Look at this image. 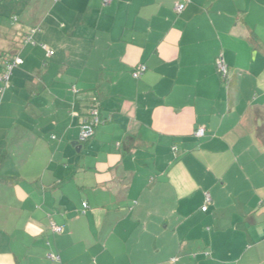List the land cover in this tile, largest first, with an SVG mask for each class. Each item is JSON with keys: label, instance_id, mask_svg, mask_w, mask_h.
<instances>
[{"label": "crops", "instance_id": "crops-1", "mask_svg": "<svg viewBox=\"0 0 264 264\" xmlns=\"http://www.w3.org/2000/svg\"><path fill=\"white\" fill-rule=\"evenodd\" d=\"M16 58L0 264H264V0H0Z\"/></svg>", "mask_w": 264, "mask_h": 264}, {"label": "built area", "instance_id": "built-area-1", "mask_svg": "<svg viewBox=\"0 0 264 264\" xmlns=\"http://www.w3.org/2000/svg\"><path fill=\"white\" fill-rule=\"evenodd\" d=\"M56 2L60 1V0H55ZM113 0H102L103 2V6H108L109 4H111ZM185 8L184 4H180L177 3L175 5V10L177 13H181ZM36 30H34L32 33H35ZM31 38H28V41H30ZM48 56H51V52H48ZM23 64V60L20 58H16L15 61L11 64L8 65L5 73L2 75L1 77V81L3 83L2 88L0 89V94L3 95L6 90H8L10 88V80H11V75L13 72L14 67L19 66ZM216 67L218 69V72L220 74V76L222 77V79L226 80L229 77V69L228 66L224 60L223 57L218 58L217 62H216ZM147 68L145 65H140L138 67V69L134 72L133 76L134 78L138 79L142 74H144L146 72ZM74 115H76L75 113H73ZM104 121L102 119L101 113L99 111L98 108L93 107L90 111H89V116L87 121H85L82 125H81V131H80V142L81 143H86L89 141V139L94 135L95 133V129L96 127H98L99 125L103 124ZM205 134V130L199 129L196 133L197 137H203ZM55 138V137H54ZM211 203V196L209 194L206 195V199H205V205L203 206L202 210L204 212L208 211V207ZM84 209H88V204L84 203ZM52 231L54 233H61L63 231L62 227L56 226V225H52ZM49 258L51 260L54 261H60V257L56 256L54 254H50Z\"/></svg>", "mask_w": 264, "mask_h": 264}, {"label": "rangeland", "instance_id": "rangeland-1", "mask_svg": "<svg viewBox=\"0 0 264 264\" xmlns=\"http://www.w3.org/2000/svg\"><path fill=\"white\" fill-rule=\"evenodd\" d=\"M11 78H12V75H11ZM10 87H11V80H10ZM9 89H10V88H9ZM9 89L6 90V92H5L3 95L0 94V100H2V98H3V97H4V96L10 91ZM54 92H55V90L52 89V90H50L48 93H49V94H50V93L55 94ZM52 133H53V135H57V136H55V138H57V137L59 136V134H57L58 132H48V131L46 132V136H47V137H52ZM67 143L70 144V147H71V149H72V148H73V144H72V142H67ZM0 147H2V143H1V146H0ZM4 151L7 153L6 150H3V149L0 148V155H2V153H3ZM76 152H78L77 149H76ZM84 153H85V151H83V154H84ZM83 154H78V153H77L76 155L79 157V156H82ZM77 156H76V158H77ZM73 159H74V158H73Z\"/></svg>", "mask_w": 264, "mask_h": 264}, {"label": "trees", "instance_id": "trees-1", "mask_svg": "<svg viewBox=\"0 0 264 264\" xmlns=\"http://www.w3.org/2000/svg\"><path fill=\"white\" fill-rule=\"evenodd\" d=\"M262 121V125L257 130V138L264 147V115L259 116Z\"/></svg>", "mask_w": 264, "mask_h": 264}, {"label": "water", "instance_id": "water-1", "mask_svg": "<svg viewBox=\"0 0 264 264\" xmlns=\"http://www.w3.org/2000/svg\"><path fill=\"white\" fill-rule=\"evenodd\" d=\"M73 145H74V146H78V149H77L78 152L81 150V147L79 146V143H75V144H73Z\"/></svg>", "mask_w": 264, "mask_h": 264}]
</instances>
